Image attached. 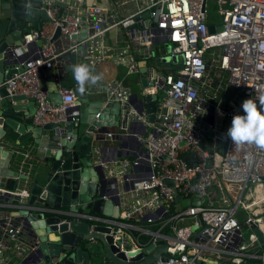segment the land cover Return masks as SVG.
Listing matches in <instances>:
<instances>
[{
	"label": "built area",
	"instance_id": "1",
	"mask_svg": "<svg viewBox=\"0 0 264 264\" xmlns=\"http://www.w3.org/2000/svg\"><path fill=\"white\" fill-rule=\"evenodd\" d=\"M85 1L43 0L40 10L51 22H43L40 29L26 23L19 45L4 52L14 73L0 84L10 98L33 100V126L53 124L56 132L69 120L74 127L78 124L73 87L64 86L68 66L87 64L102 79L84 93L104 105H127L129 117L141 122L146 121L145 115L137 116L141 98L126 80L136 77L142 98L156 96L154 118L147 122L143 137L122 134L123 128L112 126L102 135L108 142L123 135L119 148L130 157L93 164L103 175L100 198L115 202L117 217L81 210L84 204L75 203L70 220L85 222L87 234L108 230L102 235L111 239L114 255L123 254L127 263L159 241L166 244V252L152 264H245L257 258L249 252L257 239L245 240L242 229L257 225L264 235V217L251 214L241 224L236 212L238 207L248 209L242 201L246 189L264 184V150L235 145L226 133L233 116L244 115L243 101L264 95V0H214L213 14L208 0H149L124 17ZM131 1L136 0H121L118 6ZM57 28L60 37L51 42ZM80 36L81 40L72 39ZM41 40L48 43L39 47L36 43ZM161 44V54L154 57L153 50ZM179 56L183 63L177 70L180 64L172 58ZM111 68L124 72L117 77ZM45 81L55 83L59 104L49 100ZM208 131L213 134L211 153L199 147L208 143ZM15 154L21 156L20 174L27 173L31 151ZM188 154L196 164L183 158ZM177 195L180 199L175 202ZM191 198L199 205L182 207L183 200L193 203ZM21 232L18 220L0 216V264H11L27 250ZM189 250L194 251L192 257ZM89 251L87 264H95L96 252ZM258 258L264 262V254ZM110 263L102 256L98 264Z\"/></svg>",
	"mask_w": 264,
	"mask_h": 264
},
{
	"label": "water",
	"instance_id": "2",
	"mask_svg": "<svg viewBox=\"0 0 264 264\" xmlns=\"http://www.w3.org/2000/svg\"><path fill=\"white\" fill-rule=\"evenodd\" d=\"M42 1L0 0V84L14 73L13 62L4 52L19 45L26 23L35 24L36 28L40 29L43 22H51L45 11L40 10ZM94 1L86 0V5L91 6ZM210 30L212 32V28ZM59 37L60 30L57 28L51 42ZM82 38L83 36L72 37L73 40ZM47 43V40H41L36 45L40 47ZM164 61L168 62L169 58ZM172 61H178L180 65L176 69H181L182 56L173 57ZM144 66L145 63L141 62V73H144ZM140 82L142 87H147L143 77ZM46 89L49 92V100L59 104L61 97L57 93L55 83L50 82ZM72 90L76 98L78 124L74 127V123L69 120L56 132L53 124L33 126V100H27L24 96L10 98L4 88L0 89V197L7 202L13 196L19 203V210L13 213V217L20 222V234L27 249L11 264H87L91 253L86 241L98 242L101 249L97 253H103L111 264H152L166 252L167 246L163 241H159L156 247H147L143 255L127 263L123 254L114 255L117 250L109 246L111 239L102 235L108 233V230L87 234L85 222L70 220L71 214L76 211L75 203L84 204L81 210L109 218L117 217L115 202L100 198L103 175L99 167L93 164L96 160L109 162L124 157L118 144L123 135H116L110 142L104 141L102 135L108 132L107 126L123 128L122 134H127L132 133L133 126L141 122L129 117L130 110L127 105H104L102 100H93L84 92L81 93L78 86ZM155 99V95L142 98L140 109L145 106L144 114L140 109H136L137 116L141 118L145 115L147 122H152ZM25 110L27 113H24ZM212 122L213 117L209 120L210 124ZM46 136L51 137L50 147L35 166H31L27 173L20 174L13 168L15 152L12 148L24 147L30 142L38 146ZM212 136V131H208V143L199 144L202 150L209 153L212 152ZM55 138H59V141L55 142ZM222 147L220 144L218 149L221 150ZM167 184L172 186L171 181H167ZM208 192L211 197L212 188H209ZM179 199L180 196L177 195L175 202ZM191 201L193 203L183 200L182 207L199 205L195 198H191ZM250 229L259 244L264 246V235L260 227L252 225ZM191 230H194V227ZM94 250L96 252L95 248ZM193 255L194 251L189 250L188 256ZM195 264L214 263L207 261Z\"/></svg>",
	"mask_w": 264,
	"mask_h": 264
},
{
	"label": "crops",
	"instance_id": "3",
	"mask_svg": "<svg viewBox=\"0 0 264 264\" xmlns=\"http://www.w3.org/2000/svg\"><path fill=\"white\" fill-rule=\"evenodd\" d=\"M120 1L121 0H95V4L107 10H113L115 13H117L119 17H124V16L135 13L139 9L144 8L145 4L149 0L131 1L128 5L123 6V7L118 6ZM85 4H86V1H85ZM113 34L114 33H111L109 35V38H113ZM70 64L71 65L73 64V61L71 60V58H70ZM114 72L115 74H117V77L118 75L121 77L124 70L123 69L120 70L118 68V69H115ZM66 74L67 76H66V80L64 81V86L71 87V88L74 87L77 83L73 78L72 68L70 66L66 68ZM46 85H50V81H45L44 82L45 88H46ZM138 90L140 91V95L134 92L133 90L132 92L133 94H137L138 97L142 99V95H141L142 89L138 88ZM92 99L96 100V97L93 96ZM24 113H27V110H25ZM147 124H148L147 120L145 122L142 121L140 123L135 124L132 128V134H137L139 137H143L145 135V129L149 128ZM127 140L132 141L130 137L127 138ZM118 142L122 145L121 141H118ZM50 144H51V137L46 136V137H43L42 142L38 146H36L33 142H30L26 144L24 147L12 145V147L14 146L12 150L14 152L15 151L26 152L30 150L31 160H29V163H30V166H35V164L38 163L39 159L42 158V156L45 154V151H43L42 148L47 147L48 149L50 147ZM31 147H33L32 150H31ZM122 152L124 154V157L130 158L128 157L129 156L128 153H126L125 151H122ZM108 155L109 154H106V156ZM14 160H15L14 161L15 163H14L13 168L17 170L18 172H20L21 161H22L21 156L15 154ZM242 201L244 205L248 206V209L244 210L242 207H238L237 209L236 218L241 224L244 223L245 218H247L251 214L257 215V217H264V184L262 185L261 188H258L256 186H249L243 194ZM18 210H19V203H17L14 200L13 196L7 202H5L2 197H0V216H10L13 218L14 216L13 213H17ZM14 220L17 221L18 219L14 218ZM243 228H246L248 231L247 239L250 236L255 237L249 227L243 226ZM21 238L24 239L23 237ZM244 239L247 240L246 238ZM254 243L255 244L249 248V252L251 255L257 256V258H252V259L249 258L248 260L245 261V264H264V262L260 258H258L259 256L264 254V246L259 244L258 240H256ZM15 259L16 258H14L12 262ZM94 262L95 261H93V263Z\"/></svg>",
	"mask_w": 264,
	"mask_h": 264
},
{
	"label": "clouds",
	"instance_id": "4",
	"mask_svg": "<svg viewBox=\"0 0 264 264\" xmlns=\"http://www.w3.org/2000/svg\"><path fill=\"white\" fill-rule=\"evenodd\" d=\"M72 74L81 93L85 92L87 87L96 86L102 79L100 75L94 74L87 64L73 65ZM241 108L244 115L233 116L227 137L235 145H255L264 150V95L255 100H244Z\"/></svg>",
	"mask_w": 264,
	"mask_h": 264
},
{
	"label": "rangeland",
	"instance_id": "5",
	"mask_svg": "<svg viewBox=\"0 0 264 264\" xmlns=\"http://www.w3.org/2000/svg\"><path fill=\"white\" fill-rule=\"evenodd\" d=\"M208 5H209V14H213V11L215 10V6H214V0H208ZM164 47V44H161L159 46H157V49H154L153 50V56H157V55H160L161 54V48ZM149 64H152V62H149ZM156 67V65H155ZM112 71H114L113 68H111ZM100 73V72H99ZM100 75V74H99ZM136 77L135 76H131L129 77L127 80H126V85H128L129 87L132 88V90L136 93H138L140 95V91L138 90V86L136 85ZM159 99H162L163 97V94L162 92L160 91L159 94ZM56 141H59V138H55V142ZM207 201L205 200L203 202V206L206 207L207 206ZM242 235L244 238L247 239L248 237V231L246 228H243L242 229ZM85 243V242H84ZM86 245L89 246V249L93 250L94 251V248L96 249V253L93 254V261H95L94 263H99V260L102 258V256L104 255L103 253H97L98 251L100 252V244L97 242H87L86 241ZM111 264V263H110Z\"/></svg>",
	"mask_w": 264,
	"mask_h": 264
},
{
	"label": "trees",
	"instance_id": "6",
	"mask_svg": "<svg viewBox=\"0 0 264 264\" xmlns=\"http://www.w3.org/2000/svg\"><path fill=\"white\" fill-rule=\"evenodd\" d=\"M183 158L186 159L191 165L196 164V160L194 159V157H192L191 154L184 155Z\"/></svg>",
	"mask_w": 264,
	"mask_h": 264
}]
</instances>
